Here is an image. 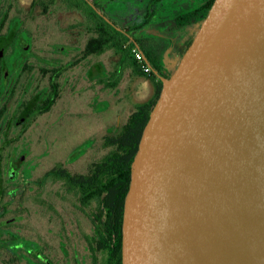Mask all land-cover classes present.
<instances>
[{"label": "water", "instance_id": "95a60500", "mask_svg": "<svg viewBox=\"0 0 264 264\" xmlns=\"http://www.w3.org/2000/svg\"><path fill=\"white\" fill-rule=\"evenodd\" d=\"M173 68L156 71L162 88L133 161L122 264H259L264 0H214Z\"/></svg>", "mask_w": 264, "mask_h": 264}, {"label": "flooded vegetation", "instance_id": "af4514ba", "mask_svg": "<svg viewBox=\"0 0 264 264\" xmlns=\"http://www.w3.org/2000/svg\"><path fill=\"white\" fill-rule=\"evenodd\" d=\"M209 1L0 0V264H72L71 231L66 228L64 238L59 235L58 256L27 218L26 194L34 186L30 184L32 165L26 163L30 150L21 147V139L32 121L40 123V117L51 112L67 90L69 101L61 109L59 124H67V135H72L71 129L76 124L71 118V102L81 97L76 116L82 128H88L89 102L82 94L90 81L98 87L106 84L104 64L89 63L91 54L85 48L89 29H118L144 50L142 41L147 36L142 29H198L203 13L206 10L208 13ZM63 19L67 20L65 25ZM58 29L68 35L70 42L58 44L52 40L49 33ZM80 35L86 36L82 46L76 43ZM58 54L67 56L61 58ZM77 65L84 67L81 86L72 74ZM162 72L160 75H164L165 71ZM99 92L93 96V112L104 107ZM108 134L102 135L103 147ZM73 142V139L67 142L70 146L64 160L67 164L85 154L93 138L86 136L76 146ZM104 155L92 160L85 172L73 173L65 165L51 168L43 177L60 178L70 189L72 185L66 178L87 173Z\"/></svg>", "mask_w": 264, "mask_h": 264}, {"label": "rangeland", "instance_id": "374dc122", "mask_svg": "<svg viewBox=\"0 0 264 264\" xmlns=\"http://www.w3.org/2000/svg\"><path fill=\"white\" fill-rule=\"evenodd\" d=\"M63 25L67 23L66 19L62 20ZM75 32L78 29H73ZM89 29V36L91 35ZM147 39L142 41L145 51L149 52L154 58L166 55L164 35H175L174 29H142ZM180 30V29H179ZM185 30V29H183ZM158 34L161 32L160 35ZM52 40L58 44H66L69 41L68 35L58 29L56 32L49 33ZM37 37V36H36ZM36 40V39H35ZM42 41H44L41 38ZM37 41H40L37 39ZM86 42V36L80 35L76 40L78 45ZM169 53V52H168ZM168 55V54H167ZM61 58H66V54H58ZM119 52L111 47L100 54H91L89 63H103L106 82L117 80L116 85L98 87L97 83L90 81L88 89L85 88L82 96L89 102V125L88 128H82L78 117L76 116L78 99L74 98L71 102V110L74 119L72 135H67L69 130L67 124H59L62 112L61 109L67 106L69 90L54 105L52 111L40 117V123L33 120L25 129L21 139V147L30 150L27 156V165H32V174L30 184L34 189L27 191L25 206L28 210L27 214L30 222L37 228L38 234L48 240L49 248L56 249V253L60 256L59 235L63 238L66 228L72 234L73 259L72 264H92L90 250L87 247V237L91 235L93 225L90 219L96 204L91 202L89 205L81 206L78 195L72 188H67L62 179L55 176H44L46 171L57 166H68L73 173L85 172L92 160H97L106 154L110 147L102 146L101 139L103 134H108L114 126L120 125L134 105L138 102L149 99L153 93V84L144 77L133 75V66L119 65ZM161 64L163 61H160ZM123 66V67H122ZM164 69L165 67L162 64ZM84 67L77 65L74 67L72 74L76 80H79V86L82 81ZM165 74L166 73L165 71ZM164 74V75H165ZM167 76V75H165ZM112 77V78H111ZM111 78V79H110ZM68 89V88H67ZM99 92V100H103V106L100 112H93L92 101L95 93ZM73 96H76L75 94ZM55 123V124H54ZM57 124V125H56ZM59 124V125H58ZM73 130V131H72ZM93 138V143L88 151L74 160L73 163L65 162L67 149L70 147L67 142L73 139V146H76L84 137ZM69 137V138H68ZM30 168V167H28ZM50 230V231H49Z\"/></svg>", "mask_w": 264, "mask_h": 264}, {"label": "trees", "instance_id": "16d2710c", "mask_svg": "<svg viewBox=\"0 0 264 264\" xmlns=\"http://www.w3.org/2000/svg\"><path fill=\"white\" fill-rule=\"evenodd\" d=\"M212 2L213 0L208 2L207 9ZM206 13L207 10L203 13L202 20ZM134 41L118 29H92L85 46L86 52L90 54H100L106 49L115 48L120 54L119 65L131 64L134 76L144 77L153 84L151 97L136 103L119 127L106 136V145L110 149L104 157L94 162L87 173L74 174L66 178L77 193L81 206L84 207L91 202L96 204L90 217L92 233L87 237L92 264L123 263L124 207L133 161L144 126L162 88V81L156 71L163 73L164 70L168 73L164 74L169 76L174 70L173 67L165 70L159 58L152 57L149 52L142 49L154 68L150 73L144 72L131 51L135 46ZM185 49L182 50V54ZM116 82L117 80L112 79L106 84L114 86Z\"/></svg>", "mask_w": 264, "mask_h": 264}, {"label": "crops", "instance_id": "0c3cea01", "mask_svg": "<svg viewBox=\"0 0 264 264\" xmlns=\"http://www.w3.org/2000/svg\"><path fill=\"white\" fill-rule=\"evenodd\" d=\"M176 31L175 35H164V43L165 48H167V54L168 55H161L158 56L160 61H163L162 64H164L165 67H174L176 66L177 62L180 59V56L182 54V50L185 49L189 41L193 37V33L195 29H174ZM144 30H141L143 32ZM155 34V32H153ZM161 32L155 35H160ZM163 35V34H162ZM169 52V53H168ZM170 69V68H169Z\"/></svg>", "mask_w": 264, "mask_h": 264}, {"label": "built area", "instance_id": "2783aa9c", "mask_svg": "<svg viewBox=\"0 0 264 264\" xmlns=\"http://www.w3.org/2000/svg\"><path fill=\"white\" fill-rule=\"evenodd\" d=\"M134 58L137 60V62L140 64L141 69L146 72L150 73L152 71V64L146 57L145 53L142 49H140L138 46H134L131 49Z\"/></svg>", "mask_w": 264, "mask_h": 264}, {"label": "bare ground", "instance_id": "6f19581e", "mask_svg": "<svg viewBox=\"0 0 264 264\" xmlns=\"http://www.w3.org/2000/svg\"><path fill=\"white\" fill-rule=\"evenodd\" d=\"M259 264H264V252L261 254V257L259 259Z\"/></svg>", "mask_w": 264, "mask_h": 264}]
</instances>
